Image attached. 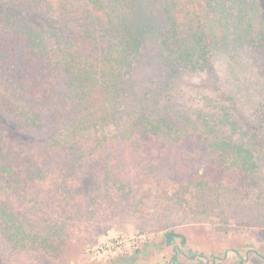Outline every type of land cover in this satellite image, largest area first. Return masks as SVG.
<instances>
[{"label":"trees","instance_id":"1","mask_svg":"<svg viewBox=\"0 0 264 264\" xmlns=\"http://www.w3.org/2000/svg\"><path fill=\"white\" fill-rule=\"evenodd\" d=\"M150 5L171 77L208 71L219 47L264 44V0H0V264L56 254L105 202L121 215L191 198L264 205L262 108L241 143L217 136L246 133L231 104L172 122L171 80L163 102L128 111Z\"/></svg>","mask_w":264,"mask_h":264},{"label":"rangeland","instance_id":"2","mask_svg":"<svg viewBox=\"0 0 264 264\" xmlns=\"http://www.w3.org/2000/svg\"><path fill=\"white\" fill-rule=\"evenodd\" d=\"M141 16L146 25L131 79L128 111H140L159 96L163 102L162 84L171 80L174 87L167 92H173L174 97L169 118L176 125L185 124L188 115L195 118L200 110L213 114L219 110L217 106L231 104L246 133L227 124L218 128L217 136L229 135L238 143L258 138L254 127L259 124L257 112L264 110V44L219 47L208 71L171 77L163 70L157 29L163 22V13L150 5ZM260 150L257 155L264 176V142ZM203 204L207 207L197 205L191 198L185 210L155 205L145 214L121 215L118 208L105 202L97 207L89 222L77 227L59 252L34 264H264L263 204L255 198L240 197L210 199ZM138 233L147 236L139 250L104 261L92 260L89 250L97 244L111 237ZM170 233L173 239L168 243Z\"/></svg>","mask_w":264,"mask_h":264},{"label":"built area","instance_id":"3","mask_svg":"<svg viewBox=\"0 0 264 264\" xmlns=\"http://www.w3.org/2000/svg\"><path fill=\"white\" fill-rule=\"evenodd\" d=\"M147 239L146 234L138 233L135 236H118L108 238L89 250L92 260L104 261L119 255H126L139 250L140 245Z\"/></svg>","mask_w":264,"mask_h":264}]
</instances>
